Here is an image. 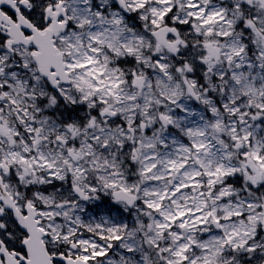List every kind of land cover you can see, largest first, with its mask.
I'll list each match as a JSON object with an SVG mask.
<instances>
[{
  "label": "snow or ice",
  "instance_id": "obj_1",
  "mask_svg": "<svg viewBox=\"0 0 264 264\" xmlns=\"http://www.w3.org/2000/svg\"><path fill=\"white\" fill-rule=\"evenodd\" d=\"M0 264H264V0H0Z\"/></svg>",
  "mask_w": 264,
  "mask_h": 264
}]
</instances>
